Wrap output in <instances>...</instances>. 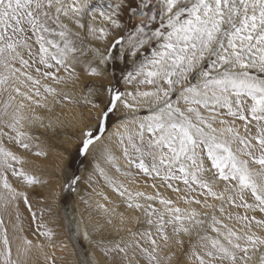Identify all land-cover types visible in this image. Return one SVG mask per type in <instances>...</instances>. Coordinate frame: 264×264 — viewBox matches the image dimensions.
Wrapping results in <instances>:
<instances>
[{
	"label": "snow or ice",
	"instance_id": "obj_1",
	"mask_svg": "<svg viewBox=\"0 0 264 264\" xmlns=\"http://www.w3.org/2000/svg\"><path fill=\"white\" fill-rule=\"evenodd\" d=\"M70 245L74 264H264V0H0V264Z\"/></svg>",
	"mask_w": 264,
	"mask_h": 264
},
{
	"label": "rangeland",
	"instance_id": "obj_2",
	"mask_svg": "<svg viewBox=\"0 0 264 264\" xmlns=\"http://www.w3.org/2000/svg\"><path fill=\"white\" fill-rule=\"evenodd\" d=\"M69 119H71V116H69ZM74 131L75 129L69 126L68 128L61 130L59 135L51 137L49 143L51 145L52 150H51V156L49 158V161L47 162L49 165H52L58 162V156H57L58 153H64L65 156H68L69 153L75 152V139L76 138L72 135ZM40 163L42 167L43 166L42 162ZM40 170L41 168H37V171H40ZM40 191H43V189H37L36 192L31 193L34 206L36 207L44 206V205H40L36 203L40 199V197L37 195V192H40ZM67 203H68L69 209H72L75 206L78 212L83 213L85 216V220L87 221V217H88L90 210L85 209L84 205L81 204L76 197L69 198ZM21 211L23 214V225L26 229L25 234H28L29 238H31V234L27 231L29 224L31 222L30 216L23 205H21ZM63 215H64V209L62 207V204L57 203L56 205H53V216L51 218L46 217V219H50V226L56 228L58 232L63 231L62 228L57 227V225L62 222ZM62 238L64 237L62 236ZM77 250H79V245H77ZM60 256H63V260L58 259V264H74V262L78 259L77 255H75L72 252L71 245H70L69 250L63 253L57 251V257H60ZM32 259L36 262V264H44V260L42 256L35 255L33 256Z\"/></svg>",
	"mask_w": 264,
	"mask_h": 264
}]
</instances>
